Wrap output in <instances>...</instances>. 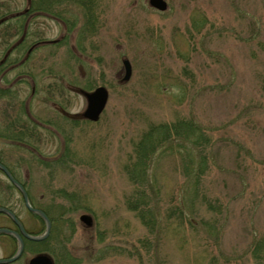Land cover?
<instances>
[{"label": "rangeland", "instance_id": "rangeland-1", "mask_svg": "<svg viewBox=\"0 0 264 264\" xmlns=\"http://www.w3.org/2000/svg\"><path fill=\"white\" fill-rule=\"evenodd\" d=\"M32 1L0 0L25 14L22 34L0 25V164L50 228L4 264L34 250L53 264H264V0H44L33 14ZM97 87L92 120L79 90ZM6 201L43 235L0 169Z\"/></svg>", "mask_w": 264, "mask_h": 264}, {"label": "water", "instance_id": "water-1", "mask_svg": "<svg viewBox=\"0 0 264 264\" xmlns=\"http://www.w3.org/2000/svg\"><path fill=\"white\" fill-rule=\"evenodd\" d=\"M149 6L156 8L158 10H165L167 8V3L165 0H147ZM2 21V19H0V22ZM123 63V67H124V74L123 77L121 79V81H126L131 73V66L130 63L128 61V59L124 58L122 60ZM79 92L85 97L86 99V107L85 110L83 111L82 115L84 117L90 118L92 120H95L98 118V115L100 113V111L102 110L105 101H106V97H107V93L106 90L102 87H97L96 89H94L93 91H84V90H79ZM0 169L3 170L6 175L11 179V181L18 186V188L22 191L23 197H24V201L26 206L29 208V210H31L34 213H37L38 215H40L46 222V228H45V232L43 233V235L39 236V237H31L29 236L22 228L20 222L18 220L15 219L13 213L5 208L0 207V211L5 212L7 214H9L10 216L13 217L14 221L16 222V224L19 227V231L20 233L28 238L31 239H40L42 237H44L48 232H49V228H50V223L49 220L46 217V214L40 210V209H36V208H32L27 200V196L25 191L23 190V188L15 181L13 180V178L10 176L8 170L2 165L0 164ZM80 220L84 221L86 225L91 224V218L90 216L86 215V214H82L80 216ZM0 232H7V233H11L13 234L17 240H18V248L15 252V254L12 257L9 258H4V259H0V263H7V262H11L13 260H15L21 253L22 251V239L20 237V235L13 231V230H9L6 228H0ZM30 264H52V260L51 258L45 254V253H39L37 255H35L34 257L31 258L30 260Z\"/></svg>", "mask_w": 264, "mask_h": 264}, {"label": "trees", "instance_id": "trees-1", "mask_svg": "<svg viewBox=\"0 0 264 264\" xmlns=\"http://www.w3.org/2000/svg\"><path fill=\"white\" fill-rule=\"evenodd\" d=\"M44 0H33L32 2H31V4H30V7L31 8H29V11H33L32 12V14L34 13V12H36V11H41V10H48L49 8H47V7H45L44 6V2H43ZM43 4V5H42ZM41 9V10H40ZM49 11V10H48ZM7 14H9V13H3V12H0V19L1 18H4V20H2L1 22H0V25L2 24V23H6V22H8V20L9 19H12V20H14V22L16 23L15 24V27H14V29L16 30L15 32H17V33H20V34H22L23 33V30H24V21L22 22V20H23V16L25 15L24 13L22 14H15L14 16H9V17H7ZM5 17H7V18H5ZM21 36V35H20ZM22 38H24V37H22ZM22 42H20L19 44H18V46L20 45V44H22L23 45V39L21 40ZM21 45V46H22ZM20 46V47H21ZM20 47H17V48H19L20 49ZM0 68H1V70L0 71H3V66L2 65H0ZM2 78V77H1ZM9 88H6V87H1L0 86V99H2V100H4L5 99V97L8 95V93H9ZM4 98V99H3ZM8 105H11L10 103L8 104ZM188 122V125H187V129H189L190 130V132H192V133H194V130H195V126L193 125V123H192V121H187ZM171 125L172 126H170L169 124H164L163 126H158V127H154L153 126V128L154 129H151V131H153V130H155V131H161V133L163 134V135H169L170 133H171V131H173L174 132V134L175 133H177V132H179V128L177 127V125H174L173 123H171ZM8 127H10V126H6L5 128H8ZM177 127V128H176ZM9 129V128H8ZM6 135V134H5ZM5 135H1L0 134V136H2V137H5ZM166 136V137H167ZM6 137H11V134L10 133H7V136ZM156 144V143H155ZM155 144H153V145H155ZM152 145V146H153ZM143 158H144V156H143ZM143 158H142V160H138L139 161V164H140V162L142 161V163H144V161L145 160H143ZM205 161V160H204ZM203 160L201 161V165H203L205 162H204ZM45 210V209H44ZM45 212H46V210H45Z\"/></svg>", "mask_w": 264, "mask_h": 264}, {"label": "flooded vegetation", "instance_id": "flooded-vegetation-1", "mask_svg": "<svg viewBox=\"0 0 264 264\" xmlns=\"http://www.w3.org/2000/svg\"><path fill=\"white\" fill-rule=\"evenodd\" d=\"M27 11H28V9H27ZM9 172L11 173V171H9ZM0 207L5 208V209L10 211L11 210V202L6 201L4 203H0ZM17 218H18V215H17ZM18 220H19V218H18ZM13 224H14L13 219L10 216H8L4 212H0V228H6L9 230H14L15 232H17L20 235V237L22 239V244H23L22 251H21L20 255L16 258V260H19L23 257L25 250L27 251V249H28V251H30L32 249L25 243V241H24L25 239H24L23 235L20 233V231H18L19 229L17 230L16 227H15L16 229L14 228ZM2 242H4L5 247L6 248L8 247L10 250L12 249V245L15 244L16 248L13 251V253L17 250V248L19 246L17 238L13 234L7 233V232H0V244H2ZM31 252H32V254L26 258V260L24 261V264H30L31 258L34 257L35 255L39 254V253L47 254L51 258L52 264H53L52 257L46 251L34 250ZM0 259H2V257Z\"/></svg>", "mask_w": 264, "mask_h": 264}]
</instances>
